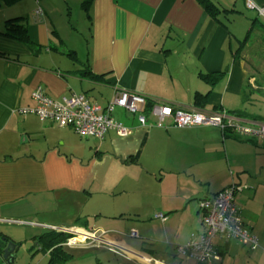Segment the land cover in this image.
Segmentation results:
<instances>
[{"label":"crops","instance_id":"obj_1","mask_svg":"<svg viewBox=\"0 0 264 264\" xmlns=\"http://www.w3.org/2000/svg\"><path fill=\"white\" fill-rule=\"evenodd\" d=\"M84 1H63L74 4L70 16L77 13L78 25L87 32L74 43L62 36L53 23L55 11L42 0L0 9V31L7 21L25 20L34 43L32 49L0 35V54L12 58L0 57V226L18 224L0 236L37 244L49 230L75 229V234L95 233L99 241L90 238L71 251L111 253L112 246L127 264H198L177 248L204 231L202 201L240 184L236 200L259 247L217 238L221 260L213 264H264V160L258 161L256 177L229 156L238 143L241 160L247 154L262 156L252 150L264 142L241 141L214 127L179 128L171 119L160 124L150 114L149 126L142 127L138 115L119 107L112 116L134 129L133 135L122 138L110 131L100 141L33 113V93L42 87L57 101L84 94L103 108L126 91L186 111L229 114L245 108L264 118L243 100L248 78L264 82L254 77L257 72L245 55L254 33L262 34L253 24L261 25L264 16L249 9L248 0H213L229 11L220 14V22L198 0H94L89 11L82 8ZM251 1L264 7V0ZM246 7L257 18L236 60L245 40H238L230 23L248 22ZM85 71L104 78L93 80L83 76ZM220 72L226 76L214 87L201 77ZM197 94H209L205 108L195 106ZM227 155L246 176L228 173ZM241 203L255 206L245 211ZM126 250L153 263L131 258Z\"/></svg>","mask_w":264,"mask_h":264},{"label":"built area","instance_id":"obj_2","mask_svg":"<svg viewBox=\"0 0 264 264\" xmlns=\"http://www.w3.org/2000/svg\"><path fill=\"white\" fill-rule=\"evenodd\" d=\"M247 7L257 10L264 16V7H257L251 0L247 1ZM255 88H260L264 98V82L258 85L255 79L251 80ZM36 106L33 113L43 121H52L61 128L71 127L81 137L94 138L103 141L110 131H114L119 137L127 138L133 135L134 129L117 122L112 112L116 107L123 108L129 114L138 115L142 127H148V115L145 111L148 100L137 94L126 91L118 92L111 103L103 108L98 103L91 101L84 94H74L57 101L48 96L42 87L33 93ZM160 124L165 119H171L179 128L214 127L222 132H231L243 139L264 141V122L244 123L240 119L226 113H208L204 111H186L161 103H153L151 114ZM204 213V231L197 238H193L186 246H179L180 255L187 256L198 264H213L220 261V255L215 249L214 241L217 238L237 240L249 245L255 250L259 247V239L245 225L242 217V208L236 200V187H230L213 199L202 203ZM73 234L67 240L66 246L76 248L88 239L93 242L99 240L92 235L75 234L65 229H55ZM137 236L136 233H132ZM90 239V240H91ZM109 251L121 255L119 249L109 246ZM127 257V255H125Z\"/></svg>","mask_w":264,"mask_h":264},{"label":"rangeland","instance_id":"obj_3","mask_svg":"<svg viewBox=\"0 0 264 264\" xmlns=\"http://www.w3.org/2000/svg\"><path fill=\"white\" fill-rule=\"evenodd\" d=\"M29 1V0H25ZM45 3H48L49 5L52 6L53 10L55 11V14L53 16V23L55 26H57L58 30L64 36L67 40H72L73 43L75 41V37L77 35L85 36L87 35V32H85L84 26L78 25L79 22V17L78 14L75 13L73 14V19L71 18L70 14L72 12V8L74 7V4H70L69 6L65 5L63 3L64 0H42ZM71 6V8H70ZM76 7V5H75ZM3 11V10H2ZM244 13L247 14V17L249 18V21L246 22L245 20H239L237 22L233 21L230 23V28L237 33L238 40L243 41L246 38V35L249 31V29L252 26L253 20L257 18V14L254 12H250L249 9L244 8L243 9ZM260 21L264 23V20L260 18ZM78 29V31L76 30ZM75 30V35L72 34ZM78 37V36H77ZM263 40V34H260L258 37L257 32L254 33V35L251 38V41L249 45L245 49V55L248 58L249 64H253L254 67V72H257V75H254V77L261 78L263 80L264 78V41ZM78 45V44H77ZM236 45V50L240 46L238 42H235ZM79 46V45H78ZM85 52H86V46ZM252 67V68H253ZM258 80V79H257ZM255 104L253 106H250L249 108L253 110L255 113L260 114L261 116L264 117V100H257L255 99ZM233 142H240L236 138H232ZM239 144V143H238ZM238 144H233L235 145L232 150H229L230 153V159L231 162L232 160L235 163H241L244 164L245 166H248L250 170L253 172V176L257 177V173H255V169L260 165L261 163L258 161L264 160V155L262 156H257L253 154L251 155H242L245 158L241 160L240 153L242 151V148L238 146ZM263 146L264 145H258L254 147L255 150L252 151H257L258 153H264L263 151ZM225 155V153L223 152ZM228 160V161H227ZM227 160L225 161L226 163V169L228 173L230 174L233 172L235 174V178L237 179L238 174H242L241 177L246 176L244 173H241L240 171H237L234 167H232L231 164H229V158L227 155ZM264 164V162H263ZM245 211H251V207L255 206V204L251 203L248 208H245V204L241 203ZM92 220L90 219V222ZM82 224V223H79ZM13 225H18V224H7L6 226H0V232L2 234H6L5 232H10L11 227H15ZM42 231V230H41ZM20 238V234H19ZM2 239L3 235L0 236V264H50V255L44 256L43 252L40 251L39 247L37 244H34L33 241L26 242L22 241V246H18L19 249L15 253V259L12 263H8L4 258H3V244H2ZM23 240V239H21ZM73 254V258L64 264H127L124 261H122L120 258H118L114 253L108 252V251H70ZM186 258H184L185 260ZM189 260V259H188Z\"/></svg>","mask_w":264,"mask_h":264},{"label":"trees","instance_id":"obj_4","mask_svg":"<svg viewBox=\"0 0 264 264\" xmlns=\"http://www.w3.org/2000/svg\"><path fill=\"white\" fill-rule=\"evenodd\" d=\"M21 1L22 0H0V9L4 6L15 5ZM198 1L206 9L209 16L214 18L218 22H220V20H219L220 14H225V13L229 12L227 10L222 11L215 4V2L213 0H198ZM93 2H94V0H85L82 4V8L86 11H89ZM259 24H261V25L256 26L255 24H253L252 28L258 27L264 36V23L259 21ZM0 35H3L4 37L10 38V39L17 41L19 43H23V44L31 47L32 49L34 48V43L30 39V36L28 33V25H27L25 20L24 21H17V20L7 21L5 23V29L3 31H0ZM250 35H251V33L249 32L245 41H243L241 43L242 44L241 50L239 49L238 51H236V55H235L236 60L238 58H240L241 53L243 51V48L245 47L244 45L248 41V38L250 37ZM0 57L12 59L11 57L3 55V54H0ZM13 60H15V59L13 58ZM83 76H85V77L89 76L93 80H99V79L104 78V76H96L93 73H90V71L83 72ZM225 76H226L225 72H220V73H215V74H210V75H201L202 79L206 83H208L209 85H211L213 87L216 84H218L222 79H224ZM245 87L246 88L244 90L243 100L246 99V102L248 103L249 107L253 106L255 104V101H254L255 99H257V100L263 99L264 100L263 95H262V91L260 90V88H255L252 85L250 78H248ZM208 96H209V94L208 95L197 94L196 99H195V106L197 108H205V106H206L205 104H206V100L208 99ZM152 105L153 104L148 102L147 107L145 109L147 115L151 114ZM217 111H222V109H220V110L217 109ZM228 115L236 117L238 119H252L255 121L260 120L261 122H264V118H262L260 116H252L250 114L249 110L245 109V108L243 110H240V111L238 110V111L230 112ZM222 133L224 135L226 133H229L241 141H246V140L259 141V140H252V139L251 140L250 139L245 140L243 138L235 136L231 132H222ZM262 142H264V141H262ZM233 186L236 187V195H238L239 191L241 189V185L240 184H233V185L229 186L228 188L233 187ZM225 190H223V191H225ZM222 192H220V193H222ZM218 195H216V196H218ZM215 197L208 198V199H213ZM208 199L203 200L202 203ZM202 203H201V206H202ZM201 210H202V208H201ZM72 237H73V234L66 233L64 231L49 230V231L45 232L44 234H42L41 236H39L36 239V241H37V245H38L40 251L43 252L44 256L48 257L50 255V257H51L50 258V264H62V263L69 262L73 258V254H72V252H70L71 251L70 249H72V248L66 246L67 240L72 238ZM3 238H5V240L2 241L3 249H4L7 245V242L12 240V239H10L9 237L4 236V235H3Z\"/></svg>","mask_w":264,"mask_h":264},{"label":"water","instance_id":"obj_5","mask_svg":"<svg viewBox=\"0 0 264 264\" xmlns=\"http://www.w3.org/2000/svg\"><path fill=\"white\" fill-rule=\"evenodd\" d=\"M4 239H2V241H4ZM18 246H21L20 244L16 243L13 240H10L7 242V245L4 249L3 252V258L8 262V263H12L15 259V253L16 251L19 249Z\"/></svg>","mask_w":264,"mask_h":264},{"label":"bare ground","instance_id":"obj_6","mask_svg":"<svg viewBox=\"0 0 264 264\" xmlns=\"http://www.w3.org/2000/svg\"><path fill=\"white\" fill-rule=\"evenodd\" d=\"M71 231H73L74 233L75 232H78L77 230H75V229H71ZM82 233V232H81ZM81 233H79V234H81ZM86 234V233H85ZM83 237H84V232H83V234H81ZM131 258L132 257H135V258H139L141 261H143V262H147V263H153L152 262V260L149 258V257H147V256H144V255H141V254H138V253H136V252H133V251H128V250H126L125 251ZM154 264H163V263H160V262H157V263H154Z\"/></svg>","mask_w":264,"mask_h":264}]
</instances>
